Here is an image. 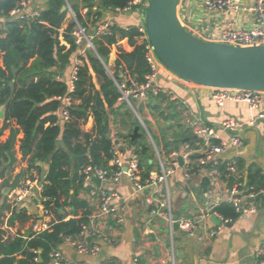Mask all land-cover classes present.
Masks as SVG:
<instances>
[{
  "label": "crops",
  "instance_id": "crops-1",
  "mask_svg": "<svg viewBox=\"0 0 264 264\" xmlns=\"http://www.w3.org/2000/svg\"><path fill=\"white\" fill-rule=\"evenodd\" d=\"M23 1L26 2V12L41 13L48 4V0ZM255 2L256 0H242L245 10L221 17L219 13L209 15L203 6V0H179V16L192 33L208 40L219 41V29L229 24L234 28L243 29L254 26V14L249 8ZM65 5H67L64 11L66 16L59 29V39L61 45L66 47L65 51L70 48V44L65 40L64 35L67 33V28L72 23H76L68 5L74 11L76 19L78 15L83 18L80 23H85L92 34L98 24L106 21H113L116 26L122 28L138 26L145 21L143 12L131 10L117 14L109 8L106 9L103 0H91L90 3L83 0H66ZM1 27L4 28V25ZM135 43L140 45L137 37ZM113 48L108 68L114 70L119 49L133 51L135 46L125 37L120 38ZM77 53L72 54L70 63L63 64L57 70L56 78L57 76L60 77L59 80L70 78L78 60ZM0 64L3 65L2 59ZM94 82L99 88L95 75ZM159 82L163 87L164 95L136 101L134 104L136 112L132 110V113L137 120L139 116L143 120V123L139 121L140 135L136 139L142 144L151 146L149 136L153 133L152 137L158 151L157 154L151 146L147 154L140 155L141 175L152 176L160 173L161 163L175 167L168 177L173 215L196 218L210 205L219 206L227 203L228 199L226 186L230 187V178H223L221 183L213 184L203 171L187 178L183 161L180 162L178 159L176 166V162H172L168 157L170 150L179 148L184 141H192L193 132L189 123L193 121H201L203 124L215 127L223 140H228L232 135L238 136L242 140V145L230 146L225 158L238 159L237 178L243 182L244 190L249 188L264 190V117H259L264 112V92L261 94L258 106L251 108L245 102L225 101L218 104L212 99L210 88L194 86L165 68L161 69ZM174 97L176 99H173ZM107 113L110 136L112 140L121 141L125 145L121 152L127 160L132 148H135L132 134L137 126L131 130L130 121L123 124L124 116L121 112L107 108ZM255 118L256 121L253 123L252 120ZM227 119L236 123V127L231 131H225L221 127L223 121ZM1 125L2 123L0 127ZM11 128L18 126L12 122L0 135V144L9 139ZM22 138L23 132L20 131L14 147L16 160L12 168L6 169L4 177H0V229L1 242L4 244L17 236L26 241L32 240L37 234L49 230L53 224V215L45 212L41 201L49 165L46 162L40 163L44 171L41 175L34 168L29 170V157H23L20 148ZM58 146L63 147V142L59 141ZM137 147L141 149L140 146ZM94 183L98 186L96 182ZM85 187V190L80 191L79 197L88 201L89 209L93 212L97 209L98 202L90 195L92 184L85 183ZM101 187L118 194L112 203L116 204L117 215L122 220L118 221L116 216L108 215L95 221L101 235L94 237L90 242L98 243L106 253L105 260L99 264H136V258L138 264H259L255 254L260 249L264 250V192L261 197L248 200L249 206L254 209L253 212L238 213L233 221L222 222L219 226L209 219L201 222L191 235L185 233L183 229L175 231L165 219L152 213L146 200L151 195L162 199L164 197L162 189L151 187L138 192L126 175L117 184L108 180L103 182ZM82 214L83 209H79L77 213L70 211L66 219L79 218ZM212 230H216V234L212 235ZM77 238L79 235L75 238L62 236L55 248L62 250L68 258L91 264L95 257L78 254L71 245V240ZM37 251L41 253L42 249ZM3 256L5 255L0 254V259ZM13 257L19 260L26 258V255L19 252ZM38 264L52 263L50 257L46 260L39 257Z\"/></svg>",
  "mask_w": 264,
  "mask_h": 264
},
{
  "label": "trees",
  "instance_id": "trees-1",
  "mask_svg": "<svg viewBox=\"0 0 264 264\" xmlns=\"http://www.w3.org/2000/svg\"><path fill=\"white\" fill-rule=\"evenodd\" d=\"M20 1L0 0V59L3 61V65L0 64V108L6 109L0 135L12 122L18 126L11 128L9 139L0 144V177H4L6 169L12 168L16 160L14 147L17 135L22 131L20 148L23 157H29V170L34 168L41 175L44 171L40 163L49 165L41 201L47 214L54 218L49 230L29 241L17 236L4 244L0 229V254L5 255L0 259V264H38L39 257L49 259V253L56 249L62 236L75 238L80 234L82 225L88 223L92 213L88 201L79 197L80 191L86 188L84 168L88 165L110 171L116 168L111 163L114 142L110 136L107 108L121 112L123 124L133 118L128 105L119 103L121 92L117 82L122 83L129 76L142 81L149 72L143 47L135 43V37L140 35L137 27L122 28L115 24L113 34L94 38L99 56L89 53L88 61L84 60L78 67L73 94L75 103L71 108L70 120L57 123L62 105L54 97L66 94L69 85L55 76L63 64L70 63L72 54L78 52L70 34L76 23H72L64 35L70 44L65 51L66 47L61 45L59 39V29L66 16V12H61L66 0H48L39 17L27 20L10 16V11ZM83 1L90 3L91 0ZM128 1L103 0V5L106 9L123 8ZM77 19L79 22L83 20L80 15ZM125 37L135 46L134 50L119 49L115 69L107 68L113 45ZM94 75L99 88L94 82ZM161 94L164 95V92ZM89 123V130H85ZM139 124L135 118L131 122V130ZM191 139L194 140L195 136ZM59 141L63 142V147L58 146ZM133 146L140 155L147 154L151 149L149 144H142L138 139L133 141ZM148 176L143 174L142 178ZM79 209H83L82 216L66 219L70 211L77 213ZM216 211L229 221L239 215L228 203L217 206ZM40 248L41 253L35 252ZM19 252L25 254L26 258L17 260L13 257Z\"/></svg>",
  "mask_w": 264,
  "mask_h": 264
},
{
  "label": "built area",
  "instance_id": "built-area-1",
  "mask_svg": "<svg viewBox=\"0 0 264 264\" xmlns=\"http://www.w3.org/2000/svg\"><path fill=\"white\" fill-rule=\"evenodd\" d=\"M149 2L150 0H129L127 5L123 8L110 7L109 9L117 14L131 10H138L145 14ZM25 6L26 2L21 0L18 5L10 11V16L18 18L19 20L39 17L40 12H26ZM203 6L207 12H218L228 15H234L245 10L242 0H203ZM68 9L76 21V25L72 28L70 34L78 48V60L70 78L65 80L69 85L68 92L54 97L62 105L61 115L57 123H66L70 120L71 108L75 103L73 94L76 89L78 67L84 63V60H88L90 51H93L99 56L93 43L94 38L99 35L113 34V28L115 26L113 21L103 22L96 26L95 32L92 34L88 26L81 24L76 19L75 13L69 5ZM249 10L254 14V26L250 29H243L234 28L231 26L232 24H229V26L224 27L220 31L218 37L219 42L236 46L264 45V0H256L255 4L250 7ZM136 27L140 32L137 38L138 41H140V45L143 47L144 57L149 65V72L142 81L129 76L126 77L122 83L117 82V86L121 92L119 101L126 103L132 110H135V112L136 108L134 104L136 101L157 98L163 92V87L159 82V76L161 69L164 68L149 42L145 21ZM57 79H60V77L57 76ZM189 83L197 86L194 83ZM210 89L212 99L218 104H222L225 101L245 102L249 104L251 108H256L261 101L262 92L260 91L228 88ZM173 99L176 98L174 97ZM259 117H264V112H262ZM139 121L143 123L140 116ZM255 121L256 118L252 120L253 123H255ZM189 124L195 139L192 141H184L179 148L170 150L168 152L169 159L172 162L175 161L177 166V160L182 158L185 166V176L187 178L201 171L205 173V176L213 182V184L221 183L223 178L233 177L232 186H226V191L228 192L227 203L231 204L239 214L253 212L254 209L249 206L248 200L255 199L259 194H262L264 190H256L254 188L244 190L243 182L237 178L238 159L225 158L228 148H230V146L240 147L242 145V140L236 135H232L228 140H223L218 135L215 127L203 124L201 121H193ZM221 127L225 131H231L236 127V123L231 119H227L223 121ZM113 142L114 155L111 163L116 166L113 171L94 165H88L83 170L84 182L92 184L89 192L90 195L97 200L98 207L89 215L88 223L82 225L79 238L72 239L70 242L75 251L81 255L96 257L102 251V247L98 243L88 240V237H91V240H93L94 237L101 235V231L95 225L97 219L108 215H114L117 217L118 221L122 220L117 215L116 204L112 203L113 200L118 197V194L113 191L109 192L101 186H96L93 181L94 177L99 178L102 183L111 180L117 184L122 177L126 175L132 181L138 192H143L145 189L151 187L157 190L162 189L164 193L162 199H158L155 195H151L147 198L146 203L151 208L154 215L165 219L172 228L175 222L171 197L168 190V177L173 173L175 167L165 166L161 163L160 173L143 179L140 166L141 156L138 150L132 148L126 160L121 152V149L124 148L125 145L121 141L113 140ZM150 143L158 154L155 141L151 136ZM24 191L25 190H23V192ZM217 206V204L210 205L209 208L201 212L196 218L178 217L177 222L179 223L180 229L186 230L189 234L193 235L200 223L208 221L212 215L219 217L223 223L229 222V219L224 218L222 214L216 211ZM45 212L47 213L46 210ZM211 234H216V230H212ZM35 252L38 251L35 250ZM255 255L259 260V264H264V250H258ZM49 257L52 264H88L86 261H78L66 257L63 251L58 248L53 249L49 253ZM135 261L136 264H138V258H136Z\"/></svg>",
  "mask_w": 264,
  "mask_h": 264
},
{
  "label": "water",
  "instance_id": "water-1",
  "mask_svg": "<svg viewBox=\"0 0 264 264\" xmlns=\"http://www.w3.org/2000/svg\"><path fill=\"white\" fill-rule=\"evenodd\" d=\"M66 9L67 5H63L62 12ZM145 27L160 63L180 79L208 88L264 92V45L236 46L192 33L179 16V0H150ZM4 119L5 108H1L0 124ZM139 135L137 126L132 140ZM179 160L182 162V158ZM233 180L231 177L229 186H232ZM93 181L101 186L99 178L94 177ZM173 218V229L180 230L178 215ZM210 221L218 226L222 224V220L215 215L210 217ZM105 258L106 253L101 251L91 264H99Z\"/></svg>",
  "mask_w": 264,
  "mask_h": 264
},
{
  "label": "rangeland",
  "instance_id": "rangeland-1",
  "mask_svg": "<svg viewBox=\"0 0 264 264\" xmlns=\"http://www.w3.org/2000/svg\"><path fill=\"white\" fill-rule=\"evenodd\" d=\"M131 12V11H130ZM125 13H127V12H125ZM146 13H147V10H146V12H145V15H146ZM209 13V15H214V13H218V12H208ZM228 14H223V13H219V16H221V17H224V16H227ZM228 18V17H227ZM200 29H202V28H200ZM222 30V28H220L219 29V33H220V31ZM218 33V34H219ZM113 50H114V48L112 49V53H113ZM90 53H94L93 51H90ZM77 55H78V53H77ZM78 57V56H77ZM128 108H129V110L132 112V109H131V107H129L128 106ZM135 121V117H134V115H133V118L130 120V122H134ZM140 126H141V124H139ZM145 125V124H144ZM90 126H91V123H89V124H87L85 127H86V129H89L90 128ZM139 126V127H140ZM146 126V125H145ZM144 126V128L146 129V127ZM149 130V129H148ZM153 134V133H152ZM152 134H150L151 135V137H152ZM154 135V134H153ZM149 138H150V136H149Z\"/></svg>",
  "mask_w": 264,
  "mask_h": 264
},
{
  "label": "bare ground",
  "instance_id": "bare-ground-1",
  "mask_svg": "<svg viewBox=\"0 0 264 264\" xmlns=\"http://www.w3.org/2000/svg\"><path fill=\"white\" fill-rule=\"evenodd\" d=\"M90 53V52H89ZM95 54V53H94ZM96 55V54H95ZM108 68V67H107ZM231 187V186H230Z\"/></svg>",
  "mask_w": 264,
  "mask_h": 264
}]
</instances>
